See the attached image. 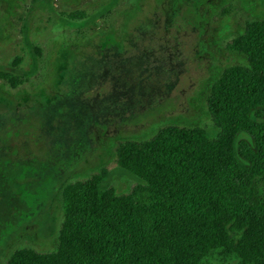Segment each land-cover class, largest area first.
<instances>
[{"label": "rangeland", "instance_id": "obj_1", "mask_svg": "<svg viewBox=\"0 0 264 264\" xmlns=\"http://www.w3.org/2000/svg\"><path fill=\"white\" fill-rule=\"evenodd\" d=\"M248 21L264 0H0V71L22 82L0 80V264L56 248L66 184L101 169L119 194L136 183L116 142L205 124L213 82L246 65L223 47Z\"/></svg>", "mask_w": 264, "mask_h": 264}, {"label": "trees", "instance_id": "obj_2", "mask_svg": "<svg viewBox=\"0 0 264 264\" xmlns=\"http://www.w3.org/2000/svg\"><path fill=\"white\" fill-rule=\"evenodd\" d=\"M223 48L246 65L213 82L205 124L116 142L113 165L136 183L119 194L101 169L66 184L56 248L15 249L4 264H264V21L246 22ZM0 80L22 85L8 72Z\"/></svg>", "mask_w": 264, "mask_h": 264}]
</instances>
